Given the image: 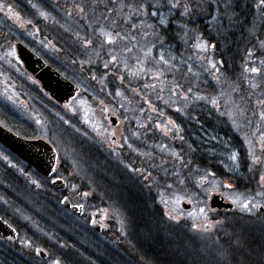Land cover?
I'll return each mask as SVG.
<instances>
[{"label":"rangeland","instance_id":"1","mask_svg":"<svg viewBox=\"0 0 264 264\" xmlns=\"http://www.w3.org/2000/svg\"><path fill=\"white\" fill-rule=\"evenodd\" d=\"M252 1L242 61L225 73L214 48L184 24L214 0H0V120L8 124L14 115L33 139L47 141L68 199L85 205L81 219L64 212L61 198H49L52 187L0 147L3 210L28 227L33 250L48 256L36 255L34 264H62L56 255L69 253L63 240H76L80 258L92 264L103 261L98 246L129 250L128 217L113 192L103 191L105 179L123 182L108 175L110 168L142 190L148 211L207 247L219 235L232 240L241 227L264 230L257 208L233 203L264 204V5ZM17 42L76 85V96L58 105L44 94L17 59ZM210 194L233 210H211ZM90 213L102 215L99 235L87 229ZM258 236L264 244V233Z\"/></svg>","mask_w":264,"mask_h":264},{"label":"trees","instance_id":"2","mask_svg":"<svg viewBox=\"0 0 264 264\" xmlns=\"http://www.w3.org/2000/svg\"><path fill=\"white\" fill-rule=\"evenodd\" d=\"M214 3L209 2L205 5L206 10L203 11L206 13L205 15L204 13L198 15L193 22L188 18L184 24L196 27V34L201 35L202 39L214 48L216 58L222 64L225 73L226 71L234 73L236 66H239L242 61L243 50L247 47L249 27L252 26L248 21H251L253 1L214 0ZM205 17L207 19L214 18V20L211 24H207L204 20ZM192 158L203 160L194 154H192ZM102 169L105 171L106 167L103 165ZM108 170L109 176L116 179L121 178L123 181V184L112 186L105 179L103 181L104 189L105 187L108 189L103 191L113 192L114 199L110 196L109 198H112V201H118L117 204L128 217L127 247L129 250L124 248V252L119 254L113 252L114 250L106 244L101 245L102 247L98 246L97 249L102 253L100 257L103 260L98 264H223L224 256L222 255L227 256L229 264H264V244L259 241L258 236V232L264 233L261 226H259L260 228L241 227L237 230L240 234H235L232 240L226 237L222 238L223 235L210 238L206 243H211L208 248L193 235H190L187 228L178 226L181 231L175 230L178 228H171L170 225L158 218L161 216L159 212L153 214L155 211H148L147 202L141 201L140 204L142 190L134 183H132L134 186H130L128 184L130 180L125 175H117V172L111 171V168ZM120 192L124 195V199L119 196L115 199ZM48 195L49 198H55L49 191ZM151 212L154 215L152 217ZM153 229L154 235L152 234ZM79 234L82 239L85 232L79 230ZM63 242L68 246L69 253H61V256L56 255L62 264H92L86 262V259L80 258L79 255H84L79 252V243L76 240L72 239L68 242L63 240ZM93 245L95 244L93 243ZM215 252L220 253L221 258Z\"/></svg>","mask_w":264,"mask_h":264},{"label":"water","instance_id":"3","mask_svg":"<svg viewBox=\"0 0 264 264\" xmlns=\"http://www.w3.org/2000/svg\"><path fill=\"white\" fill-rule=\"evenodd\" d=\"M15 51L24 69L39 83L43 92L57 104L63 105L76 96L79 91L76 85L54 68L45 64L42 59L27 49L23 44L16 43ZM109 120L112 126L116 125L117 121L113 116H110ZM0 145L30 165L39 175L48 178L54 173L57 154L54 148L45 140H25L0 126ZM51 185L59 191L65 188V184L60 179H54L51 181ZM60 205L66 209H77L71 207L67 199H62ZM182 207L185 210L191 208L190 205L186 204H183ZM208 207L211 210L218 211H231L233 209V205L224 202V199L217 194L209 195ZM257 212L264 215V207H259ZM0 235L15 237L16 233L0 219ZM37 253L41 258L46 257L45 253L41 250L37 251Z\"/></svg>","mask_w":264,"mask_h":264},{"label":"flooded vegetation","instance_id":"4","mask_svg":"<svg viewBox=\"0 0 264 264\" xmlns=\"http://www.w3.org/2000/svg\"><path fill=\"white\" fill-rule=\"evenodd\" d=\"M25 46V45H24ZM27 49H29L30 51H32L33 53L37 54L35 51H33L32 49H30L28 46H25ZM38 55V54H37ZM39 56V55H38ZM42 61L47 64V65H51L47 60H45L43 57L39 56ZM52 67V65H51ZM54 68V67H53ZM56 71H58L56 68H54ZM30 77H32L27 71H25ZM59 72V71H58ZM60 73V72H59ZM33 79V77H32ZM41 90V89H40ZM42 91V90H41ZM43 92V91H42ZM6 120L10 121L12 126H9V122L7 121L8 124L4 123L3 121L0 120V125L5 128L7 131L11 132L12 134L16 135L19 138L25 139V140H34L30 134L32 133L29 128V126L26 124H22L21 125V121L18 120L14 115H13V120L11 121L10 117L6 118ZM21 125V126H20ZM115 140V138H112V141ZM1 147V145H0ZM3 148V147H2ZM13 156V155H11ZM18 163H20L21 165H25L26 169H28V171H34V169L26 164L25 162H23L22 160H20L19 158H17L16 156H13ZM57 163H56V167L54 170V173L48 177L45 178L39 174H37L35 172V174L40 178V180L42 181L41 183H45L46 187L47 185L50 187L51 186V181L53 179H60L63 180L62 177H64L63 173H58L57 172ZM6 174H9L8 171L4 172ZM0 176H6L3 174V170L0 171ZM26 180H29V176H27ZM13 182V181H12ZM64 182V180H63ZM28 183V182H27ZM66 184V183H65ZM26 186V185H25ZM52 187V186H51ZM33 189L34 190H38V186L37 185H33ZM49 189V188H48ZM54 191V197L56 198H61V199H67V201H69L71 203V201L68 199L67 195H66V187L64 188V190L62 191H57L55 188L52 187V189ZM84 196L86 198H88L87 194L83 193ZM74 203V201H73ZM5 204L0 203V219L5 222L10 228L14 229L16 232L15 237L12 236H3L0 235V264H34V261L36 260V255H37V249L33 250L34 244H35V240L33 239V237L29 238V231L27 230L28 227H22L19 225V223L17 221H13V216H11L8 212H5L4 209ZM71 207L77 208L76 210H73V208L71 209H65L64 212L66 213H72V215L74 217H76L77 219H81V217L83 216V213L85 212V205L82 203H79L77 205H72L71 203ZM32 219L28 220V224L31 223ZM92 220H94V222H92ZM102 215L101 213H90V220L87 226L88 230H91L94 232V234L99 235L101 234L104 230L105 227L104 225H102ZM20 228H22L24 231L21 232L19 231ZM99 231V232H97ZM114 252V251H113ZM118 253L120 254L121 252L118 251ZM38 257H40L38 255ZM41 258V257H40ZM41 259H48L44 257ZM22 262V263H21ZM57 264V263H55Z\"/></svg>","mask_w":264,"mask_h":264},{"label":"snow or ice","instance_id":"5","mask_svg":"<svg viewBox=\"0 0 264 264\" xmlns=\"http://www.w3.org/2000/svg\"><path fill=\"white\" fill-rule=\"evenodd\" d=\"M260 5H264V0H259V4H258L257 6L259 7ZM157 6H158V5H157ZM0 7H2V6H0ZM171 7H172V8H176V7H177V4H176V3H171ZM185 7H187V6L185 5ZM151 14H152L153 16H155L157 13H156L155 11H153ZM109 35H110V34H109ZM108 42H109V43H114V41H112L111 39H109ZM197 46H198V47H201V48L205 47V46H203V45H197ZM250 55H251V53H250ZM257 71H258V69H256V68H252V72L255 73V72H257ZM262 141H264V137H262ZM232 159H235V156H233ZM255 162H256V161H253V163H255ZM260 180H261L262 182H264V175H261ZM226 187H228V188H232V185H231V184H228V185H226ZM233 203L239 204L241 210H248L249 207H250V205H251L252 208L264 207V204H261V205L252 204L251 201H247V202H245V201H241V200H234ZM200 211L203 213L204 210L201 209ZM207 228H208V226H205V230H207ZM238 245H239V238H238ZM223 264H229V261H228L227 256H224V257H223Z\"/></svg>","mask_w":264,"mask_h":264}]
</instances>
